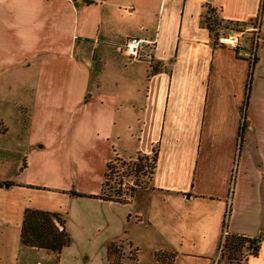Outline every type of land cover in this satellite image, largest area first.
<instances>
[{
    "label": "crops",
    "instance_id": "0c3cea01",
    "mask_svg": "<svg viewBox=\"0 0 264 264\" xmlns=\"http://www.w3.org/2000/svg\"><path fill=\"white\" fill-rule=\"evenodd\" d=\"M261 4L0 0V163L7 153L20 166L26 163L18 166L25 178H0L15 184L0 186V264H28L32 255L36 264H64L53 259L62 253L22 244L28 208L67 217L90 209L93 234L139 249L137 261L124 264H159L161 252L175 254L173 264H219L225 229L261 239L257 255L242 263L264 264ZM210 9L227 24L261 16L253 70L235 50L215 42L203 24ZM135 37L157 40L138 61L122 50ZM156 147L150 186L135 200L71 196H100L113 158L150 157ZM53 156L69 168L55 185L41 183ZM123 205L129 210L118 220L115 209Z\"/></svg>",
    "mask_w": 264,
    "mask_h": 264
},
{
    "label": "rangeland",
    "instance_id": "374dc122",
    "mask_svg": "<svg viewBox=\"0 0 264 264\" xmlns=\"http://www.w3.org/2000/svg\"><path fill=\"white\" fill-rule=\"evenodd\" d=\"M259 22L262 23L261 16L258 15L253 21L243 23V24H227L225 23V26L228 27V29L232 31H236L237 33H244L243 38L246 41V45H249L250 40L252 39L253 32H250L249 30L251 28L257 27ZM228 30H226L227 32ZM244 116V113H243ZM154 155V154H153ZM152 156L149 157V161H144L145 164H151L152 163ZM54 158H51V160L48 163L49 169L45 172V174L41 175V180L39 182L41 183H49L55 185L56 181L59 178L60 175H64L66 173V170L69 168V164L66 163L64 160L60 159L59 161H56L55 156ZM138 156L131 158V159H125L126 162L133 161L138 162ZM124 161V160H123ZM112 164L116 166V171H120V176H122V173H125L123 175L124 177V183L126 184L123 187V190L126 192H129L130 189H135L136 193L134 197H130V201L135 200L136 196H139L143 191V189H147L150 186L151 183V177L149 174V169H145L142 173V175L136 176L134 173L131 176H128L129 173H131L132 169L128 166H123L122 161H115V158L111 161ZM22 165L16 161L12 154L7 153L4 155V162L0 163V178L5 179L7 181H14L15 179L25 178L26 175L23 174L21 176H18L20 174L19 169H23L26 165V163L23 161L21 162ZM19 166V169H18ZM32 176L34 178L40 176V174L36 171L32 172ZM116 178L113 177L109 181V185L105 187V191L107 195L112 194L111 187L115 189L118 188V185L116 184ZM49 189V188H48ZM129 208V207H128ZM127 205L118 206L115 209V217L121 219L123 213L127 210ZM90 209L86 208V211L82 208L79 209V211H73L72 214H69L67 217L69 220V225H71L70 233L72 237V243L69 247L63 250L61 257H57V259L53 256V259L56 263H58L60 260H64V264H107L106 259V247L109 242L108 238L106 236H98L96 234H93L94 229H92L91 225V219H94L95 215L90 213ZM228 244V238L226 239L224 248L222 252L219 250V264H243V260L247 256L246 248L249 247V243H246L245 246L241 249L243 251H239L237 253H234L233 260H229V249L227 247ZM221 247V245H220ZM115 252H117V255L114 256V258H120L121 262L126 263L127 261H130L129 258L137 257V252L135 251V248L130 246L129 244L125 242L117 241L116 245L114 246ZM36 254V253H35ZM147 256V255H145ZM171 254H166L165 257H162V261L159 264H168L171 259ZM38 260V257L35 255H32L30 259L27 260L28 264H36V261ZM42 264H45L44 261H42Z\"/></svg>",
    "mask_w": 264,
    "mask_h": 264
},
{
    "label": "trees",
    "instance_id": "16d2710c",
    "mask_svg": "<svg viewBox=\"0 0 264 264\" xmlns=\"http://www.w3.org/2000/svg\"><path fill=\"white\" fill-rule=\"evenodd\" d=\"M264 9V0H262L261 4V13ZM203 24L210 30L212 33L213 39L215 42H218L219 38L224 35L228 27L225 26V23L219 17L218 13L214 9H210L208 14L204 17ZM156 68V67H155ZM254 69V68H253ZM252 69V70H253ZM157 71V68L153 70V73ZM252 76V71L251 75ZM250 84L249 81L248 89H247V98L245 101L244 108H247L248 101L250 98ZM245 132H246V125L243 124L240 132H239V152L241 151L244 142H245ZM151 164H145L144 161H149L148 156H138V162L129 161L126 162L125 160L115 157V161H122L123 166H128L132 169L131 173L128 176L133 175V173L138 176L142 175L143 171L147 168L149 169V174L152 179L156 167H157V160H158V150L157 147L154 149ZM116 169L115 164L113 165L110 162L107 165V172H106V179L104 183L103 193L100 196H87L84 194H80L77 192H71V196L73 197H88V198H97L104 201H114L123 204H127L130 202V197H134L136 190L130 189L129 192L123 190V182L122 180L117 183L118 188L114 190L111 187L112 194L107 195L105 191V187L109 185V181L113 178V173ZM125 173H123L124 175ZM1 187H13L15 186L12 182H0ZM228 244L227 247L229 249V260H233L234 253L242 251L241 249L245 246L246 243H249V247L246 248V252L250 255L256 256L257 251L254 249H258L260 243L262 242L261 239H250L248 237L239 236L235 234L228 235ZM21 241L25 247L29 248H36L38 250H43L48 253H56L61 254L62 251L69 247L72 243V237L68 229V218L66 214L60 212H51L45 210H37L28 208L24 214L23 225L21 228ZM116 242H109L107 244V260L108 264H124L121 262L120 258H114L117 255L115 252L114 246ZM139 249L135 251L138 252ZM243 254V251H242ZM247 254V255H248ZM166 254L163 252L156 254V259L160 263L162 257H165ZM170 262L168 264H173L175 261V254H172ZM130 261H137V257L129 258Z\"/></svg>",
    "mask_w": 264,
    "mask_h": 264
},
{
    "label": "built area",
    "instance_id": "2783aa9c",
    "mask_svg": "<svg viewBox=\"0 0 264 264\" xmlns=\"http://www.w3.org/2000/svg\"><path fill=\"white\" fill-rule=\"evenodd\" d=\"M250 32H253L252 39L249 42V45H246V41L243 38L244 33H237L236 31H232L228 29L227 32L222 35L219 40L218 44L227 47L230 49H233L237 52V55L239 57H242L246 59L251 64V70L254 68L256 61H257V55L259 52V49L261 47L262 42V36H261V22L257 25V27L251 28L249 30ZM157 44V40L152 39H144V38H130L127 40L126 44L123 47V53L131 60H141L144 53L147 50H153L154 47ZM120 171H116L113 173V177L116 178V184L119 183L121 180L123 182L122 187H124L126 184L124 183V177L123 173L122 176H120ZM228 232L225 229L222 234V241H221V247L220 252H222L226 239L228 237Z\"/></svg>",
    "mask_w": 264,
    "mask_h": 264
}]
</instances>
